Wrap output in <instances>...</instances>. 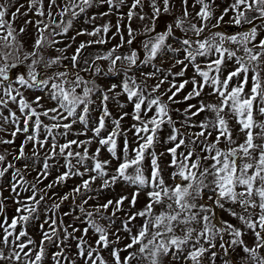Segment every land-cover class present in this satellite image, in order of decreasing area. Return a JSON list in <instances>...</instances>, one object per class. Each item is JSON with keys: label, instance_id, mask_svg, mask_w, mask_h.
<instances>
[{"label": "snow or ice", "instance_id": "obj_1", "mask_svg": "<svg viewBox=\"0 0 264 264\" xmlns=\"http://www.w3.org/2000/svg\"><path fill=\"white\" fill-rule=\"evenodd\" d=\"M105 2L110 8H118L124 0H105ZM162 2L163 11L168 12L170 0H162ZM182 3L185 6L183 17L176 21L175 27L180 28L185 34L191 33L192 36H187L181 41L185 56L183 60H176V64L182 67L177 73L168 71V75H171L173 80L169 81L170 86L165 92L154 95L165 83L166 77L145 95L146 80L162 69L157 68L155 72L142 73L145 80L141 83H137L134 77L128 76V72L137 63V55L135 52L129 55L119 54L118 49L123 44L114 47L103 56L96 57L97 60L110 62L107 73L124 72L125 79L120 87L122 93L127 95L128 101L134 105L132 118L137 123L133 124L132 128L137 144L135 147H130L125 135L123 148L119 151L117 138L122 135L120 121L128 113H124L120 119H113V130L107 136H102V132L106 130V119L111 116L106 106L110 97L105 92L102 96L104 104L102 114L96 126L89 129L92 96L98 91L95 81L85 79L79 71L58 70L50 75L47 74V69L54 65L59 66L61 60L68 57L56 56L44 60L40 51L57 44L59 41L55 37L67 34L73 20L92 7L94 0H59V2L48 0L47 10L45 0H29L28 11L34 12L39 17L34 22L38 35L33 46L35 51L24 53L23 59L20 57L23 45L18 40L12 22L6 19L10 5L0 4V121H2L0 131H6L4 124L15 126L10 133L13 139H0V144H13L18 134H25L19 152L13 155L12 161L7 159L6 153H0V178L12 170L11 191L15 194L14 202L18 205L17 215L13 216L10 222L7 216H4L0 222V233H2L0 264H45L49 245H55L59 249L52 254L54 264H77L76 259H69L65 254V242L69 239L77 240L76 256L83 260L84 264H109L101 252L111 247L114 241L109 238V229L98 223L94 217L99 216L102 220H108L111 225L114 223L112 217L121 211L128 197L122 196L115 201L108 200L96 206L95 212L87 211L83 206L92 197L83 200L79 211L87 217V227L79 237L74 236V233L80 229L73 228L72 232H69L68 227L63 225V220L55 218L54 215L47 216L44 221L48 225L47 230H43V224L40 226L42 237L39 244L27 231V226L36 218L39 205L47 196V191L39 189L37 184L42 183L49 174L48 161L57 158H63L66 171L48 184L47 189L64 183L72 176L82 178V183L73 188L72 193L61 197V202L68 200L70 195L75 199L76 195L91 192L93 190L91 186L97 179L103 181L102 188L112 187L119 182L134 187L136 191L130 200L132 208L136 206L139 192L147 189L148 203L143 209L133 212L123 221V231L128 233L130 242L123 249L112 248L110 255L113 264H165V259L168 257H171L168 264H175L181 258L189 264H203L206 256L209 257L210 264H214L217 253L212 249L216 247L217 238L220 239L219 247L225 254L228 253L229 248L234 250L238 246L242 247L245 253L243 264H264V254H262L264 253V119H259L264 118V38H262L264 25L259 28L253 26L237 34L212 30L219 27L224 15L229 11L233 13L231 24L237 27L252 25L257 17L264 18V0H233L224 13L216 18L217 23L211 27L209 25L214 13L208 0H195V4L200 5V10L196 13L199 23H192L187 19L190 15L187 10L188 0H182ZM150 7L152 16L148 17L141 14L142 0H133L127 13L128 19L137 16L140 20L149 19L154 22L159 17L161 8L157 0H151ZM53 8L56 9L55 13L52 11ZM137 8L141 9V13L135 11ZM18 15H20L19 8L11 14V20L17 19ZM57 17L60 19L57 20ZM65 17L67 19H64ZM92 19L94 20L95 17ZM26 23L33 21L28 20ZM117 27L119 28V25ZM109 28L110 26L105 24L95 27L92 31L81 30L77 32V36L97 37L102 33H108ZM19 31L23 33L26 29L22 27ZM152 31H154L153 27L145 26V34ZM128 32L130 39L127 43L131 44L133 29L130 26ZM171 35L170 27L167 33L150 37L145 42L144 49L148 53L146 64L165 49L173 53L179 51L166 43ZM121 39L123 41V37ZM94 43L103 44L106 41L101 38L81 42L76 53L70 58L74 69L79 64L81 51ZM57 51L63 52L65 49H57ZM198 58H206L208 62L202 66ZM29 59L31 62L27 65V75H20L16 80L19 87H14L9 72ZM229 62H233L235 67L224 76V70ZM89 63L88 60H84L85 70H88ZM91 63L96 74L105 71L99 65H95V61ZM41 64L45 70L43 72L38 71V66ZM189 65L193 68V77L177 84L175 77H184ZM197 77L200 78L199 81ZM189 83L193 85V89L184 96V101L200 97L204 88L210 87L212 91L209 95L216 96L219 102L212 104L200 101L198 106L189 104L184 109L185 120L181 127L199 128L200 131L185 135L175 126L170 104L180 102L175 98ZM116 87L117 85L114 84L108 91H114ZM22 88L47 90L49 99L56 103V107L43 108L40 103L43 98L40 96L29 101L21 91ZM169 92L171 95H168ZM165 95L168 96L167 101L163 100ZM9 103L17 105L19 116L16 111L8 107ZM34 104L36 107H33ZM37 108L43 110L37 111ZM193 108L195 111H192ZM4 109L8 110V115H4ZM149 112L154 114L148 116ZM204 112L211 115L205 116V119L198 124L190 122L192 117ZM42 116L52 123L44 124ZM230 120L236 122L239 131L244 135L240 143L233 138ZM76 123L83 125L84 131L73 133V125ZM165 124L171 127L167 143L173 145L167 149L172 157L169 166L174 169L170 176L171 184L164 179L163 169L155 151V145L159 141L158 133ZM89 130L92 131L93 136L87 140L67 139L70 134L86 135ZM213 132H216V136L210 141L209 137ZM59 138H63L65 142L59 143ZM93 140H97L100 147L90 155L88 145ZM28 143L34 146L32 153L34 162L40 160L37 146L40 149L45 147L48 149L43 158L42 169L37 173V183H31L26 179L27 164L24 165V170H21L13 163V161L29 159L25 153V146ZM221 143L226 144L227 147L222 149L219 147ZM197 147L199 153L196 151ZM101 148H106L111 157L119 161L118 167L112 174L107 170L111 161L99 158ZM180 149L182 150L178 152ZM146 159H150V175L146 174L144 166ZM88 161H92V164L89 165ZM80 167L84 168L83 172L79 170ZM89 173L94 174L88 175ZM85 175H88V179H83ZM21 190L31 192V195L20 199ZM205 190L213 194L209 199L213 201L215 207L223 209L225 203L239 205L241 212H236L234 209H229V212L241 222L245 230L252 232L254 243L251 247L242 239L245 231L223 220L221 226L216 225L213 207L199 203ZM60 206L59 203H53L47 211L55 214ZM110 207L114 209L111 217L105 215ZM3 210V202L0 201V213H3ZM137 218H142L143 222L133 233L130 225ZM90 229L97 236L96 247L89 244L86 239ZM224 234H228L231 239L224 241ZM112 235H115V242L118 243L120 240L118 233ZM121 251L128 254L122 258ZM225 264L230 262L225 261Z\"/></svg>", "mask_w": 264, "mask_h": 264}, {"label": "rangeland", "instance_id": "obj_2", "mask_svg": "<svg viewBox=\"0 0 264 264\" xmlns=\"http://www.w3.org/2000/svg\"><path fill=\"white\" fill-rule=\"evenodd\" d=\"M59 2V0H58ZM133 0H124V3L121 4L118 8H110L109 5L105 2V0H94V4L92 7L88 8L85 13L80 14L78 17H76L73 20L72 27L69 29L67 34L56 36L55 39L59 41L57 44H55L52 47H45L41 49V54L44 57V60H48L50 58H54L56 56H64L68 57V59H62L59 66H52V68L47 69V74H51L55 71H62V70H71L73 72L79 71L80 75L83 76L85 79H91L95 81V84L98 88V91L92 96L93 103L90 105V117H89V129L96 126L98 123L99 117L102 114L103 111V102H102V96L105 92L109 95V100L106 102V106L111 113V116L106 119V130L102 132V136H107L108 133H110L113 130V119H120L121 116L124 115V113H128L127 116H124V118L120 121L121 125V131L122 135L117 138L118 141V151L122 150L125 135L129 141L130 147H135L137 144L136 137L134 135V129L132 128L133 124L137 123L133 120V113H134V105L133 103L129 102L127 99V95L122 93V89L120 87L123 79H125V74L123 71L114 72V73H107V68L109 67V61L99 59L97 60V56H103L108 51L113 49L114 47L123 44L122 47L118 49V53L122 55H129L132 52H135L137 55V63L133 65L132 70L128 72V76H132L136 79L137 83H141L145 80V77L142 75V73H152L155 72L157 68L162 69L161 72H158L155 76L149 78L146 80V87L147 91L145 92V95L148 94V92H151V89L153 86H155L161 79H165V83L161 85V88L157 93L154 95H159L160 93L165 92L169 88V81L173 80V77L171 75H168V71L171 70L172 73H177L181 70L182 65L176 64V60L180 59L183 60L185 53L183 51V46L181 44V41L184 38H187V36H192L191 33L185 34L180 28L175 27L176 21L178 19H181L183 17L184 12V5L182 3V0H170L169 3V11L164 12L163 11V2L162 0H157V4L161 8V13L159 17L156 18V20L150 21L149 19L140 20L137 16H134L131 20L128 19L127 13L131 7ZM210 3V7L214 13V18L211 21V25H215L217 23L218 17H220L226 8L229 7V5L233 2V0H208ZM151 0H142L143 4V10L141 13V9L137 8L135 11L141 14H144L148 17L152 16V9L150 7ZM0 4H6L10 5L9 7V13L6 19H8L10 22H12L13 27L16 29V32L18 34V40L23 45L20 57L23 59V54L35 51L34 49V43L35 39L37 38V31L35 27V21L39 19L34 12L28 11V4L29 0H0ZM47 4L48 0H45V9L47 10ZM23 5V7H21ZM195 5V6H193ZM17 8L20 9V15H18L17 19L14 21L11 20V14L16 12ZM187 10L189 12L188 20L192 23H199L198 18L196 17V13L200 10V5L195 4V0H188L187 4ZM52 11L55 13L56 9L53 8ZM24 13H27V15H24ZM104 13H107L106 15H102ZM233 16V13L229 11L227 15H224L223 21L220 23L218 28L212 29L213 31H221L225 34H237L238 32L246 31L250 29L253 26L260 27L261 25H264V18L257 17L252 25H241L239 27L233 25L230 23L231 18ZM95 17L93 20L92 18ZM60 17H57V20H59ZM64 19H67L65 17ZM31 20L33 23H26V21ZM105 24H108L110 26L108 33L104 34L102 33L100 36L97 37H90L87 35H80L77 36V32L81 30H87L92 31L95 27L103 26ZM119 25V28L117 27ZM153 27L154 31L151 33L145 34V26ZM129 26L133 29V34L131 37L132 43L129 44L127 41L130 39L129 37ZM25 28L26 31L23 33H20V28ZM172 28V35L168 37L166 43L171 45L172 48L178 49L179 51L176 53H173L171 51H168L167 49L163 50L161 53L158 54V56L153 59L150 63H145V60L148 57L147 51L144 49V44L149 40L150 37H154L161 33H167L169 28ZM59 31V29H57ZM75 37V39H73ZM123 37V41L121 39ZM103 38L106 43L103 44H91L90 46L83 49L80 53V60L77 68L72 67V61L71 57L76 53V49L79 46L81 42H87L90 40H97ZM262 38H264V35H262ZM193 39H199V37H193ZM229 47H235L234 45H228ZM57 49H65L63 52L57 51ZM210 59V58H209ZM84 60H88L90 63L87 65V69L85 70L86 66L84 64ZM92 61H95V65H99L102 67L105 71L96 74L94 72V65L91 63ZM30 59L24 61L23 64H18L16 68L12 69L9 72L10 80L13 83L14 87H19L18 84H16V80L20 75H27V65L30 63ZM198 62L203 66L208 62V59L206 58H198ZM119 63V62H118ZM187 63V61H185ZM235 67L233 62H229L227 65V68H225L223 75L227 76L228 72L233 70ZM38 71H45L43 69V65L41 64L38 66ZM194 75L193 68L191 65H189L187 71L185 72L184 77H175V82L179 84L185 79H191ZM43 78V77H41ZM197 80L199 81L200 78L197 77ZM117 85L114 91L109 92L108 90L112 87V85ZM250 88V84L248 85ZM193 89V85L189 83L186 85L185 89L182 90L177 96L176 100L180 101L179 103L170 104L171 116L173 121L175 122V126L177 128H180V130L185 134L188 135L192 132H199V128H188V127H181V125L184 123L185 116H184V109L188 107L189 104L192 105H199L200 101H204L205 103H212L216 104L218 103V99L214 95H209V93L212 91L210 87H205L204 91L202 92L200 97L193 98L189 101H184V96H186L189 92H191ZM21 91L24 92V95L27 97L29 101L35 100L37 96L42 97L43 99L40 101V103L43 105V108H52L56 107V103L49 99V94L47 90H40V89H21ZM79 91V90H78ZM175 91V89H173ZM168 95H171L169 92ZM163 100L167 101L168 96H163ZM8 107L16 111L17 115L19 116L20 113L18 111L17 105L9 103ZM33 107H36L34 104ZM43 109L37 108V111H42ZM179 110V111H177ZM4 115H8V110L4 109ZM192 111H195V108L192 109ZM153 112H149L148 116L153 115ZM211 113L204 112L201 113L199 116L192 117V120L190 121L193 124H198L199 122L203 121L205 119V116H210ZM146 118V117H145ZM259 118V117H258ZM44 124H51L52 121H50L46 117H41ZM71 119V118H70ZM264 119V118H259ZM64 122V121H62ZM0 124H2V121H0ZM23 126L22 123L20 125ZM230 126L233 129V138L237 141V143H240L244 139V135L239 131V126L236 124L234 120H230ZM3 127L6 129V131H0V139L5 140H11L13 137L10 135V133L14 130V125L12 124H4ZM84 131V126L76 123L73 125L72 132H82ZM171 134V127L167 124H165L162 129L159 131V141L155 145V151L159 157V164L161 168L163 169V176L167 183L171 184L172 180L170 179L171 173L174 171L172 167H170L171 162V155L167 152V149L172 147L173 145L171 143H167V137ZM93 136L92 131H88L86 135H73L70 134L67 139H79L81 141L87 140ZM216 136V132H213V135L209 137V140H214ZM43 138V136L41 137ZM25 139V134L21 133L18 134L17 137H15L13 144H0V153H6L7 159L9 161H12L13 155L18 154L19 148L21 144L23 143ZM65 140L63 138H59V143H64ZM234 146V145H233ZM33 144L28 143L25 146V153L26 156L29 157L27 160H20V161H13L15 163L16 167L24 170V165L27 164L28 168L26 171V179L30 181L31 183H37L36 177L37 173L41 171L42 169V162L45 154L47 153L48 149L47 147L40 149L37 146V151L40 155V160L35 161L32 158L33 153ZM75 148V146H73ZM100 147L97 140H93V142L88 145L89 154L95 153L96 148ZM222 149L226 148L227 145L224 143H221L219 145ZM82 151V149H76ZM182 149L178 150L181 151ZM197 153H199V147L196 148ZM161 153H164L163 155H160ZM122 155V152H120ZM101 160H110L111 164L108 166V172L109 174H112L115 169L118 167L119 161L115 158L111 157V155L107 152L106 148H101L100 157ZM50 168H49V174L46 179L42 180V183H38L37 187L39 189H44L47 191V196L43 202L39 205L38 213L36 215V218L33 219L29 225L27 226V231L31 235V237L36 241L37 244H39L41 237H42V229L41 225H44L43 230L48 229V225L44 223L45 219L49 215H54L55 218L62 219L63 225L68 227V231L72 232L73 228H78L80 231H77L74 233V236L79 237L83 235V229L87 227L86 220L87 217L80 213L79 207L83 203V200L88 199L89 196H91V199H88V203L83 205L84 208L87 211L95 212L96 206L106 203L108 200H117L122 196L128 197L127 200L124 201L121 211L117 212L115 217H112L114 220V223L111 225L109 224L108 220H102L99 216H95L94 218L97 220L98 223L104 225L109 229L110 236L109 238L114 241V243L106 250H103L101 252V255L109 261V264H113L112 257L110 255L112 248H119L123 249L124 246L130 242V239L128 238V233L123 231V221L126 220V218L131 215L133 212L141 210L144 208V206L148 203V197H147V189L141 190L139 192V195L137 196V203L135 208H132L130 206V200L133 195V193L136 191L134 187L128 186L123 182H119L112 187L109 188H102L101 185L103 183L102 180L97 179L94 184H92V191L85 193L83 195H76L75 199L72 198V196H69V199L66 201L61 202V197H63L65 194L72 193L73 188L80 185L82 183V178L79 176H72L69 179H67L64 183L55 185L51 189H47V185L51 184L53 181L56 180V178L61 175L64 171H66V168L64 167V160L63 158H57L53 160L48 161ZM75 163V161H73ZM88 164L91 165L92 161H88ZM144 166L146 169V174L150 175L151 168H150V159H146L144 162ZM79 167V166H78ZM80 171H84L83 167L79 168ZM12 170H9L8 173L5 174L3 178H0V201L3 202L4 210L3 213H0V222H2L4 216H7L9 222L11 221V218L16 213V208L18 205L14 202L16 199L15 194L11 191V186L13 183L12 180ZM94 173H89L88 175H93ZM88 175H85L83 179H88ZM179 182L178 180L176 181ZM31 192H23L21 190L20 199H25L26 197L30 196ZM213 194L205 190L202 194V198L199 200L200 204H205L213 207L215 211V223L216 221H227L231 223L232 225L240 228L242 231H245V234L242 236L243 241L245 244H247L249 247H251L254 243V236L250 230H245L244 226L241 224V222L230 215L229 209H234L236 212H241V208L239 205H232L230 203H225V207L223 209L215 207L213 204V201L209 199V196H212ZM53 203H59L61 206L59 210L53 214L47 209L53 204ZM113 208H109L107 213L105 215L111 217ZM67 214V215H65ZM79 217V219H77ZM142 218H137L135 221H133L130 225L132 228L133 233H135L138 229V227L142 224ZM217 225V224H216ZM195 227H199V225H194ZM218 226V225H217ZM219 227V226H218ZM112 233H118L120 236L119 242H115L116 237L115 235H112ZM180 234V233H178ZM2 235V233H0ZM63 236V233L61 232V237ZM89 244H91L93 247H96L95 240L97 239V236L93 233V231L90 229L88 232V235L86 237ZM231 237L228 234H224V241H229ZM221 241L219 238L216 240V247L212 249V251L217 253L216 259L214 261V264H225V261H229L230 264H243V258L245 257V253L242 250V247H236L234 250L233 248L228 249V253L225 254L224 250L219 247ZM77 240L75 239H69L65 242V254L68 256L69 259H76L77 264H84L83 260H80L76 256L77 252ZM207 246V245H205ZM227 246V245H226ZM59 251V249L55 245H49L47 247V257L45 260V264H54L52 260V254ZM131 251V250H129ZM121 257L123 258L128 253L121 251ZM264 254V253H262ZM171 257H168L165 259V264H168V260H170ZM175 264H189L186 260L181 258L180 260H177ZM203 264H210L209 257L206 256L204 258Z\"/></svg>", "mask_w": 264, "mask_h": 264}, {"label": "bare ground", "instance_id": "obj_3", "mask_svg": "<svg viewBox=\"0 0 264 264\" xmlns=\"http://www.w3.org/2000/svg\"><path fill=\"white\" fill-rule=\"evenodd\" d=\"M216 224H217L218 226H221L220 222H218V221H216Z\"/></svg>", "mask_w": 264, "mask_h": 264}]
</instances>
